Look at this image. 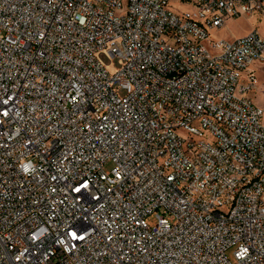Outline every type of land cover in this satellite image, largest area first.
I'll return each mask as SVG.
<instances>
[{
    "label": "built area",
    "instance_id": "built-area-1",
    "mask_svg": "<svg viewBox=\"0 0 264 264\" xmlns=\"http://www.w3.org/2000/svg\"><path fill=\"white\" fill-rule=\"evenodd\" d=\"M170 1L0 0V264H264V0Z\"/></svg>",
    "mask_w": 264,
    "mask_h": 264
},
{
    "label": "rangeland",
    "instance_id": "rangeland-1",
    "mask_svg": "<svg viewBox=\"0 0 264 264\" xmlns=\"http://www.w3.org/2000/svg\"><path fill=\"white\" fill-rule=\"evenodd\" d=\"M170 4L174 9L179 11L191 10L189 5L182 3L180 0H171ZM255 29L261 31L264 36V15L256 13L249 17L244 14L240 17H232L228 19L223 28L211 30L212 38L207 40L206 44L209 45L211 39L229 40L234 37H241L244 33L247 35ZM101 60L111 72H115L122 67L121 60L118 58L101 55ZM256 74L259 81V88L256 94H254V100L256 104L264 108V65L261 66V69H257ZM195 140L199 141V138L195 137ZM106 169L111 170L112 164H108ZM149 222L151 225H156V220L154 218H151Z\"/></svg>",
    "mask_w": 264,
    "mask_h": 264
},
{
    "label": "crops",
    "instance_id": "crops-1",
    "mask_svg": "<svg viewBox=\"0 0 264 264\" xmlns=\"http://www.w3.org/2000/svg\"><path fill=\"white\" fill-rule=\"evenodd\" d=\"M244 35H246V34L244 33ZM244 35H241V36H244ZM235 38H238V37H234V38H231L229 40H232ZM263 65H264V63H255L251 68L257 73V69H261V66H263Z\"/></svg>",
    "mask_w": 264,
    "mask_h": 264
}]
</instances>
